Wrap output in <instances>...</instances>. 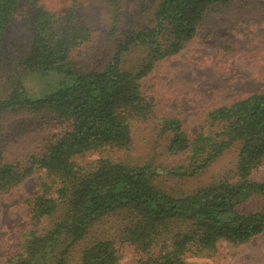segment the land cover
<instances>
[{"label": "trees", "instance_id": "1", "mask_svg": "<svg viewBox=\"0 0 264 264\" xmlns=\"http://www.w3.org/2000/svg\"><path fill=\"white\" fill-rule=\"evenodd\" d=\"M20 1L0 0V46ZM29 1L32 37L23 68L62 79L39 97L30 96L19 82L0 101V115L6 110L46 113L65 128L24 160H6L0 148V192L36 168L48 179L29 204L32 229L4 264H65L71 247L107 216L123 224L121 237L140 252L138 264H187L186 254L210 253L222 240L245 243L263 231L264 180L253 175L264 167V93L210 109L198 131L189 135L177 117L157 116L153 99L141 89V80L157 62L191 43L206 14L233 0H158L151 24L120 37L114 18L110 33L116 42L100 69L78 68L70 56L88 38L83 22L70 15L59 22ZM136 49L144 55L125 67L124 57ZM147 119L157 120L168 133L166 150L185 157V175L200 173L237 145L235 164L216 183L174 196L154 185V172L147 166L104 157L78 162L99 149L128 148L132 124ZM255 197L263 199L259 210L240 209ZM118 258L114 241L102 237L81 253L83 264H117Z\"/></svg>", "mask_w": 264, "mask_h": 264}, {"label": "rangeland", "instance_id": "2", "mask_svg": "<svg viewBox=\"0 0 264 264\" xmlns=\"http://www.w3.org/2000/svg\"><path fill=\"white\" fill-rule=\"evenodd\" d=\"M157 1L35 0L33 4L56 16L59 22L67 21L68 15L83 22L88 38L70 56L78 68L100 69L106 65L117 37L152 23ZM31 5L29 0L20 1L2 37L0 101L19 82L30 96L39 97L52 91L62 79L56 73H30L23 68L31 45ZM114 18L116 38L110 33ZM143 55V49L134 50L124 57V66L130 67ZM141 89L153 99L157 116L177 117L189 135L198 131L210 109L251 93H264V0H233L218 11H210L198 25L191 43L157 62L141 80ZM0 116V148L10 161L24 160L39 152L47 140L65 128V124L46 113L6 110ZM131 138L126 149H99L80 157L78 162L104 157L129 166H147L154 172L156 187L183 196L220 180L235 164L237 155L235 145L205 170L191 176L183 173L189 172L185 157L166 150L169 135L162 132L157 120L134 122ZM253 179L264 180V167L254 173ZM44 181L48 182L44 170L36 168L15 187L0 192V264L18 252L22 236L32 229L29 204L43 192ZM262 205L263 199L255 197L240 209L254 211ZM122 227L116 216L96 222L71 247L65 264H83L82 249L99 237L114 241L119 254L117 264H138L140 252L122 239ZM184 259L187 264H264V229L248 242L232 244L222 240L214 251L186 254Z\"/></svg>", "mask_w": 264, "mask_h": 264}]
</instances>
